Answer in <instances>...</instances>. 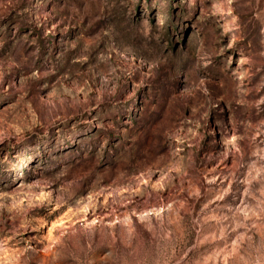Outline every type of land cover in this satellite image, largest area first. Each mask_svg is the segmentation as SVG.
Returning <instances> with one entry per match:
<instances>
[{"label": "rangeland", "instance_id": "1", "mask_svg": "<svg viewBox=\"0 0 264 264\" xmlns=\"http://www.w3.org/2000/svg\"><path fill=\"white\" fill-rule=\"evenodd\" d=\"M0 264H264V0H0Z\"/></svg>", "mask_w": 264, "mask_h": 264}]
</instances>
